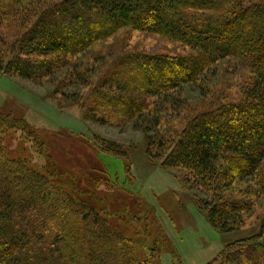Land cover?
I'll return each instance as SVG.
<instances>
[{
    "label": "trees",
    "instance_id": "obj_1",
    "mask_svg": "<svg viewBox=\"0 0 264 264\" xmlns=\"http://www.w3.org/2000/svg\"><path fill=\"white\" fill-rule=\"evenodd\" d=\"M0 6V70L35 83L65 71L58 88L81 84L83 75L72 78L76 59L123 29L187 49L125 55L84 104V116L114 127L130 123L145 136L149 157L178 171L185 191L198 193L194 202L216 231L246 234L207 264H264V0H5ZM13 23L19 32L7 40L3 30ZM227 60L237 69L231 83L205 89ZM186 86L208 100L179 116L175 97ZM17 130L33 132L25 121L0 115V264H156L154 249L137 259L133 241L107 214L9 158L3 138Z\"/></svg>",
    "mask_w": 264,
    "mask_h": 264
},
{
    "label": "rangeland",
    "instance_id": "obj_2",
    "mask_svg": "<svg viewBox=\"0 0 264 264\" xmlns=\"http://www.w3.org/2000/svg\"><path fill=\"white\" fill-rule=\"evenodd\" d=\"M0 1V5L5 2ZM18 32L16 23L3 30L7 40ZM134 52L188 53L162 37L123 29L76 59L72 78L83 75L86 85L58 88L65 71L35 83L0 70V115L23 120L33 129L32 134L9 131L3 144L9 158L26 161L77 200L107 214L133 241L137 259L143 260L154 249L156 264H207L246 234L216 231L194 202L198 193L185 191L176 179L178 171L162 168L149 157L145 136L130 123L114 127L84 116V104L95 98V88L125 55ZM214 70L204 81L205 89L211 87L209 83L230 84L237 69L227 60ZM180 94L175 97L182 102L176 110L179 116L208 100L195 86H186Z\"/></svg>",
    "mask_w": 264,
    "mask_h": 264
}]
</instances>
